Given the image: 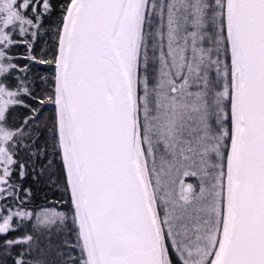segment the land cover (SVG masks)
<instances>
[{"label":"snow or ice","instance_id":"obj_1","mask_svg":"<svg viewBox=\"0 0 264 264\" xmlns=\"http://www.w3.org/2000/svg\"><path fill=\"white\" fill-rule=\"evenodd\" d=\"M0 264H264V0H0Z\"/></svg>","mask_w":264,"mask_h":264},{"label":"trees","instance_id":"obj_2","mask_svg":"<svg viewBox=\"0 0 264 264\" xmlns=\"http://www.w3.org/2000/svg\"><path fill=\"white\" fill-rule=\"evenodd\" d=\"M42 196H43V193L42 192H37V194H36V197H35V204H37V205H42L43 203H44V201H43V199H42ZM24 231V228L23 227H21L18 231H17V233H16V235H20L22 232ZM73 237H69V239H72Z\"/></svg>","mask_w":264,"mask_h":264}]
</instances>
